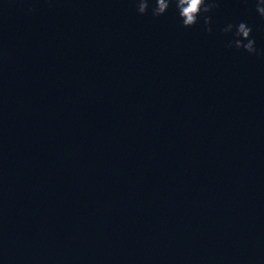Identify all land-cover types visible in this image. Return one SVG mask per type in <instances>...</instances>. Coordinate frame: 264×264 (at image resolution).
Masks as SVG:
<instances>
[{"label": "clouds", "instance_id": "9594fccd", "mask_svg": "<svg viewBox=\"0 0 264 264\" xmlns=\"http://www.w3.org/2000/svg\"><path fill=\"white\" fill-rule=\"evenodd\" d=\"M134 2L138 14L146 15L150 11L153 18L165 15L174 7L182 28H193L202 22L203 30L212 34L211 14L219 8L221 0H134ZM256 12L264 19V0H256ZM220 32L225 36L231 34L225 44L227 48L242 49L249 55L264 54L258 53L256 41L252 37V28L246 22L227 23Z\"/></svg>", "mask_w": 264, "mask_h": 264}]
</instances>
